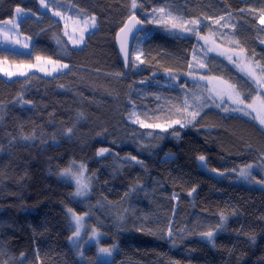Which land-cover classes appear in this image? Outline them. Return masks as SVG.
Returning <instances> with one entry per match:
<instances>
[{
    "label": "trees",
    "instance_id": "16d2710c",
    "mask_svg": "<svg viewBox=\"0 0 264 264\" xmlns=\"http://www.w3.org/2000/svg\"><path fill=\"white\" fill-rule=\"evenodd\" d=\"M55 1L96 18L83 46L68 42L63 24L38 0H0V22L17 7L35 14L19 24L30 52L0 48V60L21 65L39 57L69 66L53 76L0 75V264H264V190L198 165L205 156L221 172L248 163L264 171V129L242 111L217 107L205 86L189 79L216 76L246 100L256 94L224 58L205 54L198 38L210 33L264 67V0H136L135 12L132 0ZM162 7L176 28L155 22ZM133 14L147 28L126 71L115 36ZM192 20L199 23L179 26ZM194 91L206 103L190 106ZM200 105L192 124L173 123ZM101 148L109 151L98 155ZM72 161L94 180L82 198L60 175ZM70 209L86 216L85 237L95 228L103 245L117 246L111 263L99 260L95 244L83 245L85 237L72 245ZM217 230L212 242L200 238Z\"/></svg>",
    "mask_w": 264,
    "mask_h": 264
},
{
    "label": "rangeland",
    "instance_id": "374dc122",
    "mask_svg": "<svg viewBox=\"0 0 264 264\" xmlns=\"http://www.w3.org/2000/svg\"><path fill=\"white\" fill-rule=\"evenodd\" d=\"M39 1V8L43 12H49L54 17L59 20L63 24L64 28V36L68 40V42L75 48H79L83 46L86 36L96 30L97 28V21H96V28L91 27V20L90 18H85L83 15L79 13H74L71 11H65V5H63L60 2H57L55 0H44V3H41V0ZM58 3V4H57ZM137 3V2H136ZM44 4H47V8L44 7ZM137 8V7H136ZM25 10V9H24ZM135 12L136 9H133ZM59 12L60 15H56V13ZM26 15L24 17H21V15L17 14L15 11V14L12 19L1 21L0 22V48L16 51L20 53H29L30 47L32 45V42L30 39L23 35L20 32V23L22 20L28 16H35V14L31 11L25 10ZM87 20V23L85 22ZM260 22V21H259ZM262 26L264 24L260 23ZM15 26V27H14ZM83 36V43H79L80 36ZM201 37H205L206 39H201ZM200 44L202 45V48H204L205 54L208 55H218L224 58L227 62H229L233 68H235L239 73H241L245 78L252 81L253 80L246 74L249 68H254L256 70L257 75L259 76V68L256 67V63L248 56V54L241 49L234 48L233 46L225 45L222 43H219L211 37L210 33H206L203 35H200L198 38ZM27 45V47H25ZM264 45V44H263ZM231 57V59H229ZM51 61V62H50ZM54 62V63H52ZM66 64L63 62H56L48 59H37L34 63L31 64H15L10 63L7 60H0V75L5 77L8 80H12L17 77H24L28 74H32L34 72L40 73L44 76H53L61 73L62 71L67 70L68 68H61L60 65ZM26 73V75H21L20 73ZM8 73H13V75H8ZM197 73V72H196ZM189 79L193 83H199L203 86H205V94L209 100H214V102L219 105V107H225L230 106L233 109L234 108H243L244 111L248 113L251 117H253L256 122L264 129V125L260 124V120L264 119V96L261 92V86L255 84V88L257 89V92L255 95H253L249 100L244 99V97L238 92L237 89H235V86L230 84L228 81L216 77V76H204L199 73L197 74H190ZM232 96L233 99L239 95L240 99L244 100V104H236L233 103V99H230L229 96ZM193 99L194 101L190 104V106H195L199 103L203 104L206 101V98L203 95H200L199 91L193 92L190 95V99ZM205 100V101H204ZM206 103V102H205ZM251 104L252 107L248 108L247 105ZM205 157V156H204ZM79 164V163H76ZM198 165L201 169L205 170L206 172L210 173L211 175H214L218 178H222L225 175H229L231 180L238 184H244L247 186L256 187L259 189L264 190V183H258V181H264V171L259 169L260 167L257 164H249L245 166H240L236 170L228 171L227 172H221L218 170H214L209 168L207 165V160L205 157L204 161H201L198 158ZM251 165V168L249 169L247 166ZM74 172L77 170L75 167L72 169ZM241 170L249 171L251 173V176L248 179H245L240 176ZM222 173V175H221ZM262 176V178H259L257 174ZM85 177H88V174L85 173ZM68 181L71 180L68 177H64ZM73 185L75 186V182L71 180ZM94 186V180L91 179L90 182V191L93 189ZM76 191V186H75ZM89 191V193H90ZM75 196V195H74ZM84 197V196H82ZM79 197V198H82ZM72 212L76 213L72 210ZM79 216H83L84 220L86 221L85 215H80L76 213ZM68 215L70 217L71 221V212L68 211ZM83 220V224H84ZM73 224V222H72ZM85 227V224H84ZM84 227L81 229L80 237L74 238L73 234L71 236V243L75 247L81 246L82 241L84 240V244H95L97 251H98V257L100 261L111 263L114 259L115 252L117 250L116 245L112 246H105L102 244V238L104 237L103 233L99 231L98 229L94 230L96 231V235L93 236V231L91 233L86 234L84 233ZM219 230H217L214 234L211 240H209L205 235H200V238L203 240L212 242L214 239V236L218 233ZM84 233V234H83ZM83 237H85L83 239ZM74 240L77 242L74 243ZM101 248H107L111 251V255H106L100 252ZM14 257H11L12 263L17 262L16 259H13ZM18 263V262H17Z\"/></svg>",
    "mask_w": 264,
    "mask_h": 264
},
{
    "label": "snow or ice",
    "instance_id": "6c2138e0",
    "mask_svg": "<svg viewBox=\"0 0 264 264\" xmlns=\"http://www.w3.org/2000/svg\"><path fill=\"white\" fill-rule=\"evenodd\" d=\"M41 3H44V0H41ZM44 7L47 8V4H44ZM137 7V3L136 0H132L131 2V8L135 9ZM16 13L21 15V17H24L26 15L25 10L17 7L15 9ZM158 11L159 13H163L165 14L164 16H159L155 18V22L157 23H164V24H168L171 23V26L173 28H176L178 25L175 23V19L172 17L171 12H166L165 8H159L154 10V12ZM56 15H60L59 12L56 13ZM167 17V18H165ZM224 19V17H220V20ZM91 20V27L92 28H96V18L93 16L90 18ZM220 20H216L215 23L219 24ZM133 21H135V23H133ZM87 23V20L85 21ZM143 22L136 19L135 15L133 14L130 19L129 22L126 23L124 25V27L121 28V32L124 33V41L121 43V51L124 52L125 54V59H127L128 53H127V49H126V41L128 38V34L132 33L133 29L136 28L137 25L142 24ZM198 24L199 21L198 20H192V21H183L181 25H179L180 27H183V24ZM260 23L264 24V14L261 15L260 17ZM15 27V26H14ZM187 31H193L195 32V29H186ZM135 38V37H133ZM201 39H206L205 37H201ZM79 43H83V36L81 35L79 38ZM235 43L237 45H239V41H235ZM261 43H264V41H261ZM25 47H27V45H25ZM37 59H39V57H37ZM134 59H139V57H134ZM229 59H231V57H229ZM51 62V61H50ZM54 63V62H52ZM201 67H203L204 65L201 64ZM61 68H68L69 66L67 64H62L60 65ZM257 68H259V76L256 73V70L254 68H249V70L247 71V75L253 80L254 83L264 87V67L259 66L258 64L256 65ZM21 75H26V73H20ZM8 75H13V73H8ZM230 99H233L232 96H229ZM251 98V97H250ZM233 103L236 104H240L243 105L244 104V100L239 98V95H237V97L235 99H233ZM262 103H264V101H262ZM217 107H219V105H216ZM189 107L187 99L185 100V108L183 109V111H187V108ZM203 107V105H200L199 107H197L195 110L188 112L187 113V118L185 119L184 123H181L180 120H176L173 123L175 124H180L181 127L186 126L187 124H192L193 121L195 120V118L199 115V111L200 108ZM248 108H251L252 105L249 104L247 105ZM225 111H228V109H224ZM233 111H244L243 108H234L232 109ZM178 111H180L178 109ZM245 114H248L245 112ZM81 116L83 115L82 113L80 114ZM135 112L132 113V116H135ZM135 122H138L141 124L142 127H160V125H152V124H145L143 121H140L139 119H137ZM260 124L264 125V119L260 120ZM172 124H169L168 127H171ZM68 132L71 133L72 129H68ZM176 135H178V133H175ZM25 139H28V137H25ZM109 150L107 148H101L99 150L98 155H104L106 152H108ZM199 159L201 161L205 160L204 156H200ZM130 160H136L135 156L130 157ZM138 163H142L140 161H137ZM73 167H75L77 170L74 172L72 169ZM249 169L251 168V165L247 166ZM87 172V167L85 164L80 163V164H76L75 161L70 162L69 167L66 169H63L60 172V175L62 177H68L69 179L73 180L75 182V186H76V191L74 193L75 196L77 197H82V196H86L88 195L89 191H90V182L92 177L88 176L85 177V173ZM94 175V174H93ZM222 175V173H221ZM240 176L248 179L251 176V173L249 171H245V170H241L240 172ZM258 183H264V181H258ZM193 191H195V189H193ZM69 212H71V221L73 222V227H74V231H73V237L74 238H79L80 234H81V229L84 227L83 224V220L84 217L83 216H79L76 213L72 212V210L70 209ZM222 218L223 215H222ZM169 235H172L171 230L169 229ZM96 235V231L93 229V236ZM203 235H205L209 240L212 239L213 237V232L209 231L207 233H204ZM77 242L76 240H74V243ZM100 252L106 255H111V251L107 248H101ZM81 255H83V253H81Z\"/></svg>",
    "mask_w": 264,
    "mask_h": 264
},
{
    "label": "water",
    "instance_id": "95a60500",
    "mask_svg": "<svg viewBox=\"0 0 264 264\" xmlns=\"http://www.w3.org/2000/svg\"><path fill=\"white\" fill-rule=\"evenodd\" d=\"M136 19L142 21L143 23L140 24V25H137L135 29H133L132 33L128 34V38H127V41H126V49H127V53H128V56H127V59H125V54L123 51H121V43L124 41V33H122L120 30L122 27H124V25L126 23L129 22V19L130 17H128L125 21V23L123 24V26L117 30V33H116V36H115V45H116V48H117V52L120 56V59L121 61L123 62L124 66H125V69L126 71L128 70V67H129V61L131 60V56H132V51H133V47H134V44L136 42V39L137 37L143 33L146 28H147V25H146V22L143 21L141 18H139L136 14H134ZM133 23H135V21H133ZM135 37V38H133ZM261 88V92L264 96V87H260Z\"/></svg>",
    "mask_w": 264,
    "mask_h": 264
}]
</instances>
